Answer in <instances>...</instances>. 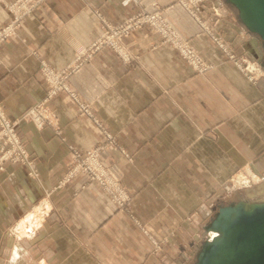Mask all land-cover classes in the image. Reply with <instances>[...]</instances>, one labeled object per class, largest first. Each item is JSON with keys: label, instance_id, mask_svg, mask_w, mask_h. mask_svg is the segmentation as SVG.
<instances>
[{"label": "crops", "instance_id": "obj_1", "mask_svg": "<svg viewBox=\"0 0 264 264\" xmlns=\"http://www.w3.org/2000/svg\"><path fill=\"white\" fill-rule=\"evenodd\" d=\"M14 1L0 0V29L11 21ZM154 1L172 5L164 17L213 65L208 71L198 73L171 43L155 46L159 35L145 25L124 39L136 55L131 63L105 47L69 76L78 100L55 96L52 124L19 119L45 94L41 60L63 69L100 33L103 20L119 24L141 7L156 11ZM225 16L218 32L241 41L236 50L261 63L260 40L233 9ZM78 101L133 151L131 164L123 156L118 163L131 194L123 206L86 175L73 186L58 185L70 161L68 145L87 149L102 135ZM0 102L19 119L33 157L30 167L10 164L0 173V263L5 248L10 264H78L79 250L83 264H92L88 258H105L104 249L121 257L118 264H156L152 239L177 227L170 235L176 252L179 241L198 230L189 214L214 204L222 182L242 169L264 179V77L252 83L178 0H43L15 34L0 40ZM112 155L103 157L113 161Z\"/></svg>", "mask_w": 264, "mask_h": 264}, {"label": "rangeland", "instance_id": "obj_2", "mask_svg": "<svg viewBox=\"0 0 264 264\" xmlns=\"http://www.w3.org/2000/svg\"><path fill=\"white\" fill-rule=\"evenodd\" d=\"M142 1L143 0L138 2L137 5H141ZM178 2L200 23L203 29L207 31L208 36L212 39V41H214L215 45L218 46L223 51V53L226 54L229 60L233 61L235 65H237V68L246 77H248V79L252 83L256 84L260 78L264 77L263 67L256 58L255 59L251 58V56L246 51L239 52V50L238 51L236 50L240 47L242 43L241 41L235 40V42L232 41L229 42V40L225 39L218 32L217 25L220 22L219 20L221 18H225L226 17L225 15H227V13L230 11V8L227 5H225L223 0H178ZM32 3L33 2H30V5ZM152 4H154V6L157 7L156 11L150 12L146 10L144 7H141L139 10L140 11L144 10L151 14L153 13L160 14V17L162 18L164 23H166L178 35V37L181 40H178V38L174 36L173 31H171V33H163L158 31L155 27H152L150 24H144L140 28H136L132 30L127 36H125L124 39L130 36L133 32L139 31L141 28L147 25L153 33L159 35L158 43L155 44V46L163 43H171L179 51V53L187 61V63H189V65H191V67H193L198 73H205L206 71H208V69H210L213 65L211 63L206 62L202 57V55L192 45L191 41L183 37V35H181L176 30V28L173 27V25L166 19V17H164L163 12L171 8L172 5L163 8L159 5L157 1H154ZM37 5H35L34 8ZM139 10H137V12ZM132 14H134V12ZM132 14L129 17H131ZM128 18H126L125 20H127ZM103 25H104V20L102 24V30H103ZM100 33H98V35L93 39L92 42H94V40L100 35ZM4 39L6 38H1L0 40H4ZM124 43L126 45V48L130 51V53L133 54L134 58L129 62L126 61L127 63H131L135 59L136 55L134 53V50L127 44L126 40H124ZM88 46L80 50L77 53V55L74 57V59L71 61L70 65L64 67L61 70L55 69L54 67L44 62V64L48 66L49 71H55L57 73L61 72L63 74H67L66 77L64 78V82L60 81L57 83L56 82L52 83V81H50V79L48 78L47 73L44 71V67L42 64L43 60H41L40 74L44 79L43 86H44L45 94L41 99L35 101L33 104L27 107L23 111L19 119H26L32 121L39 126L45 123L52 124V121L49 118L50 114L52 113V110H50L49 107V102L59 94H68L73 98V96L71 95L70 92L67 91V88L65 86L68 85L69 89L72 90V88L68 83L69 76L74 71L78 70L86 61L91 59V58L88 59L86 56L83 55V51ZM116 53L118 54V52ZM118 55L121 59H123L120 54ZM52 90H55L56 93L50 96L49 94L50 91ZM72 92L75 93L73 90ZM81 103H82L81 101L80 102L78 101L79 110H81L82 112L88 115L93 116L95 122L98 124L99 127H101V133L103 136L101 135L98 144L89 147L87 149H77L72 144L68 145L69 153H70V161L67 164L66 171L63 177L60 179L58 185L59 187L71 186V185L73 186L78 176L86 175L87 179L90 182L98 183L104 189V191L109 195L110 201L115 202L120 206H123L131 200V194L121 178V174H120L121 168L118 163L121 157L123 156L127 159L126 165L131 164L134 161L133 151L129 147L123 145L121 141L117 139V137L113 134V132H111V130H109L104 126L103 122L100 119L95 118L91 106H89V104L87 103L81 104ZM1 106L0 108L3 110L4 116L2 115L0 117V173L4 172L7 166L10 164H21L30 167L33 163V157L31 153L28 151L25 141L22 139V137L18 132L17 127H18L19 119L18 120L11 119L6 114L2 104ZM33 115H38L39 118L36 119L33 117ZM8 122L13 126V130L11 131L9 129L8 130L6 129V124ZM12 132L13 134L16 135V138L14 135L11 137ZM56 134L58 136L63 137L60 129L56 130ZM13 137L16 139L18 144H14L11 142V140L14 141ZM93 151L96 152L97 155V160L95 161L89 160L88 158V156ZM110 152H112V154L114 155V156L112 155L115 159L113 161L103 157L104 153H110ZM242 173L244 174L247 180H250V182L242 184L240 186H234V179L238 178V175ZM251 176L252 175L250 172L243 169L231 175L229 179L221 183V187L219 188V190H216L215 193L217 194L216 197L218 198L215 199V202L216 200H218V203H223L231 200H236L239 198H247L250 200L263 199L264 198V191L262 188V185H264L263 177L261 176L260 179L255 181ZM215 193L213 194V196L215 195ZM215 202L214 204H211L209 208H207L208 210L197 207V209H194L189 214V217L186 220H189L190 222H195L194 225L195 227H197L198 230L193 229L194 231H190V233L186 235L187 242L179 241V243L177 244V246L179 245L177 251L175 250L176 252H174V249L172 248V245L170 243V235L173 237L176 235L177 227L171 229V231L167 234V236H164L161 239L158 240L152 239V248H153L152 252L156 256L157 259L156 264H192L193 263L199 245L205 238L209 236V233H206L204 231L203 225H205V223L209 221V219L215 212L216 209L215 207H217L218 204L217 203L215 205ZM202 204H205V200L202 201ZM142 228H144V230L147 231L144 226H142ZM79 246L81 247L80 249L83 250L86 249V246L84 245L79 244ZM165 247L172 249V252L170 251L164 253ZM7 249L9 251L10 247H7ZM81 251L82 250H79L78 252L79 253L78 264H83L86 260L85 258H83V256H80ZM119 251L122 253L120 249ZM103 252L105 258H101L100 256L88 258L92 260V262L90 263L118 264L120 261H122L121 257L110 256L111 252H113L110 249L109 250L104 249ZM2 255L3 257L0 264H10L9 262L11 261V256L9 257V252L8 253L5 252V248L3 250ZM27 264H36V261L34 262L30 260V262H28L27 260ZM146 264H150L148 260ZM151 264L154 263L152 262Z\"/></svg>", "mask_w": 264, "mask_h": 264}, {"label": "water", "instance_id": "obj_3", "mask_svg": "<svg viewBox=\"0 0 264 264\" xmlns=\"http://www.w3.org/2000/svg\"><path fill=\"white\" fill-rule=\"evenodd\" d=\"M246 31L260 40L264 69V0H223ZM209 236L192 264H264V198L219 203L203 226ZM216 232L213 236L210 232Z\"/></svg>", "mask_w": 264, "mask_h": 264}, {"label": "built area", "instance_id": "obj_4", "mask_svg": "<svg viewBox=\"0 0 264 264\" xmlns=\"http://www.w3.org/2000/svg\"><path fill=\"white\" fill-rule=\"evenodd\" d=\"M43 0H17L12 3L8 4V8L10 9L13 17L11 21L3 26L0 29V39L1 38H7L13 33L16 32V29L19 27L21 21L24 17H26L28 14H31L33 8L38 3L42 2ZM133 3L137 4L141 0H129ZM30 2H33L30 5ZM144 24H150L152 27H155L158 31L163 33H171L173 31L160 17V14L158 13H149L147 11H136L134 14H132L131 17H129L127 20L122 21L119 24H113L109 21L104 20L103 30L101 31L100 35L92 42L84 51L83 55L86 56L88 59L91 58L95 53L102 50L105 47H110L114 49L118 54L121 55V57L124 59V61L129 62L132 60L133 54L130 53V51L126 48V45L124 43V38L127 36L132 30L136 28H140ZM174 36L178 38V40H181L178 35L173 31ZM44 67V71L47 73L48 78L52 83H57L60 81L64 82V78L67 74H63L61 72L57 73L55 71H49V68L47 65L42 63ZM264 70V69H263ZM66 85V84H65ZM67 88V91L71 93L73 98L78 100L76 97V94L72 92V90L69 89L68 85L65 86ZM56 91L52 90L50 91V96L55 94ZM80 102V101H79ZM82 104V103H81ZM1 106V104H0ZM2 107V106H1ZM4 116L3 110L0 108V117ZM34 118L38 119V115H33ZM6 129L13 130V126L8 122L6 124ZM110 134V133H109ZM16 135L13 134L12 136ZM14 138V137H13ZM14 138V141L11 140L12 143L18 144L16 139ZM89 160H97L96 152H92L88 156Z\"/></svg>", "mask_w": 264, "mask_h": 264}, {"label": "bare ground", "instance_id": "obj_5", "mask_svg": "<svg viewBox=\"0 0 264 264\" xmlns=\"http://www.w3.org/2000/svg\"><path fill=\"white\" fill-rule=\"evenodd\" d=\"M260 71V70H259ZM256 179H259V177L258 178H256ZM245 183H248V180L245 178V176H244V174L242 173V174H240V175H238V178H235L234 179V186H240V185H242V184H245ZM23 229V228H22ZM216 234V232H213V231H211L210 232V235L212 236H214Z\"/></svg>", "mask_w": 264, "mask_h": 264}]
</instances>
